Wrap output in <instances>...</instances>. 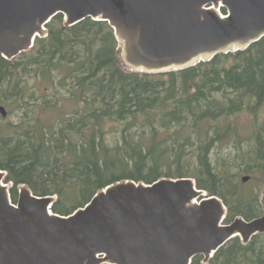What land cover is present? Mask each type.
<instances>
[{"label": "trees", "instance_id": "trees-1", "mask_svg": "<svg viewBox=\"0 0 264 264\" xmlns=\"http://www.w3.org/2000/svg\"><path fill=\"white\" fill-rule=\"evenodd\" d=\"M64 21L56 16L47 37L15 59L0 55V104L27 97L39 98L43 108L78 105L56 125L25 113L19 123L0 126V169L14 185V203L19 186L27 185L36 196H56L52 211L68 216L121 181L193 178L224 202L226 223L262 215L253 182L264 187V123L254 120L244 149L238 116L264 109V38L245 51L150 75L122 68L107 22L88 18L65 27ZM31 80L40 85L34 91ZM109 123L120 127L114 143ZM219 146L241 151L242 161L233 151L214 161ZM192 264H264V235L247 244L234 238L208 263L196 256Z\"/></svg>", "mask_w": 264, "mask_h": 264}, {"label": "water", "instance_id": "water-1", "mask_svg": "<svg viewBox=\"0 0 264 264\" xmlns=\"http://www.w3.org/2000/svg\"><path fill=\"white\" fill-rule=\"evenodd\" d=\"M59 14L65 27L107 22L132 73L183 71L264 38V0H0V55L31 50ZM0 114L8 117L5 106ZM7 175L0 169V264L208 263L234 238L247 244L264 235V197L260 217L228 224L224 202L193 178L121 181L63 216L52 211L56 196H36L27 185L14 203Z\"/></svg>", "mask_w": 264, "mask_h": 264}, {"label": "rangeland", "instance_id": "rangeland-1", "mask_svg": "<svg viewBox=\"0 0 264 264\" xmlns=\"http://www.w3.org/2000/svg\"><path fill=\"white\" fill-rule=\"evenodd\" d=\"M39 84L35 85L33 81L31 80L29 83V87H33V91L37 89ZM40 86V85H39ZM29 88V90L31 89ZM44 87L41 86V89ZM38 97V96H37ZM37 102L31 99H28L27 97L22 103L17 102H11L7 101L4 104H0L6 107L8 113H12V115L6 119L2 118L0 116V126L4 127L7 123L13 122V123H19L21 117L25 113H30L31 118H42V121L47 123L48 125H56L60 119H64L69 114L73 113V110L75 107H78V105H74L72 103H64L62 100L61 105H52L53 107L49 108H43L41 104V100L37 98ZM55 101V100H54ZM28 111V112H27ZM238 119L240 122H242V143L243 148L248 149L249 145L252 143V139L249 137L252 136V125L255 119H257L259 124L264 123V109L260 111V113H241L238 116ZM107 130L109 132L108 140L110 143H114L118 141L119 135L118 131L120 130V127L114 124L109 123V126L107 127ZM240 147V149H243ZM233 151V156L235 158L239 159V161H242V152H237L233 148V146L230 147H217L212 154V158L215 160L217 159H223L227 158L229 153ZM248 176V175H243ZM253 185L256 186L257 192L260 195V205H261V199L264 197V187L259 184V182L254 181ZM262 207V205H261ZM263 210V207H262Z\"/></svg>", "mask_w": 264, "mask_h": 264}]
</instances>
